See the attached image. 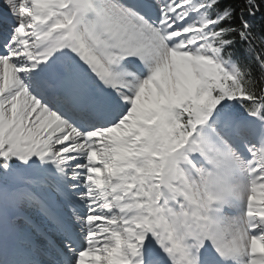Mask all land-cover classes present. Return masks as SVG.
<instances>
[{
	"label": "snow or ice",
	"instance_id": "obj_1",
	"mask_svg": "<svg viewBox=\"0 0 264 264\" xmlns=\"http://www.w3.org/2000/svg\"><path fill=\"white\" fill-rule=\"evenodd\" d=\"M0 264H264V0H3Z\"/></svg>",
	"mask_w": 264,
	"mask_h": 264
},
{
	"label": "bare ground",
	"instance_id": "obj_2",
	"mask_svg": "<svg viewBox=\"0 0 264 264\" xmlns=\"http://www.w3.org/2000/svg\"><path fill=\"white\" fill-rule=\"evenodd\" d=\"M3 3V0H0V4H2Z\"/></svg>",
	"mask_w": 264,
	"mask_h": 264
}]
</instances>
